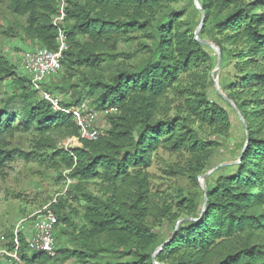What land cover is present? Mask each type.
<instances>
[{
    "label": "trees",
    "instance_id": "1",
    "mask_svg": "<svg viewBox=\"0 0 264 264\" xmlns=\"http://www.w3.org/2000/svg\"><path fill=\"white\" fill-rule=\"evenodd\" d=\"M9 1L24 23L1 35L56 51L60 29L61 68L43 87L65 108L86 101L102 133L60 148L78 137L71 116L0 52V180L19 160L71 181L47 207L56 257L30 253L20 232L22 264H264V0H197L191 12L176 9L184 0H66L58 29V0ZM230 113L243 140L210 183ZM159 151L183 158L168 165L180 185L167 196L152 193L147 173ZM14 237L0 249L12 251Z\"/></svg>",
    "mask_w": 264,
    "mask_h": 264
},
{
    "label": "rangeland",
    "instance_id": "2",
    "mask_svg": "<svg viewBox=\"0 0 264 264\" xmlns=\"http://www.w3.org/2000/svg\"><path fill=\"white\" fill-rule=\"evenodd\" d=\"M9 2V0H3L0 6V52L17 65L19 73L25 74L21 66V55L23 50L28 47H25L22 41H9L1 35V32L5 30L7 26L18 27L24 23L23 18H18L10 13L8 9ZM181 8H186L191 12L193 8L199 9V6L197 5V0H184L176 6V9ZM194 17V22L197 24L200 20V16L194 14ZM14 48H20L22 50L18 51ZM226 68L227 67L222 68L221 75H226L228 71ZM1 98L2 95L0 96V99ZM211 99L218 102L224 108L226 107L213 94L212 90ZM230 119L232 122L230 140L217 150L206 168L210 183L220 175V169L223 170L224 168H228L227 164L234 163L233 160L236 158L237 151L236 144L243 140L244 134L239 119L233 113H230ZM22 138L23 141L19 143V145L22 149L29 151L30 135H24ZM65 140L61 141L59 144L64 143ZM173 162L182 163L183 158L162 151H159L157 157H154L152 166L147 170L150 176L152 193L167 196L171 193V189H169L170 186L175 187L180 185L176 178L169 176L166 172L168 171V165ZM232 170H234V168H229L228 172ZM7 174L8 176L5 181L0 180V244H3V236L8 231H12L15 234L19 222L24 219H26V222H23L22 226L24 232L27 233L28 229L32 227L31 221L33 216L37 212L47 209L50 204L56 202V196L62 194L64 189L63 182L58 179L55 172L48 171L44 169L43 166L36 163L24 164L19 160L14 161L8 166ZM182 184H185V181ZM88 188L93 193L97 192L93 185ZM72 206L77 207L74 203H72ZM56 264L63 263L58 262Z\"/></svg>",
    "mask_w": 264,
    "mask_h": 264
},
{
    "label": "built area",
    "instance_id": "3",
    "mask_svg": "<svg viewBox=\"0 0 264 264\" xmlns=\"http://www.w3.org/2000/svg\"><path fill=\"white\" fill-rule=\"evenodd\" d=\"M65 1L58 0L57 15L53 19V24L57 29L65 18ZM65 50L64 37L59 29L58 48L56 51H49L43 48H34L25 51L21 56V66L25 74L29 77L32 90L48 103L53 111L71 116L78 129V137L66 139L64 143L58 145L60 148L68 150L73 147H80V141H95L102 133L97 125L98 114L89 107L86 101L76 107L65 108L61 105V99L57 94L47 92L43 87L49 78L57 75L59 72L61 68L60 60ZM70 185L71 181L66 178L61 195H65ZM23 222L25 223L26 219L20 221L16 228L14 234V249L12 251L0 249V262L22 264L18 254L20 246L17 235L20 232L25 234L26 247L30 253H44L50 258H55L57 255L55 232L58 223L56 216L47 209L37 212L32 218V227L28 229L27 233L24 232Z\"/></svg>",
    "mask_w": 264,
    "mask_h": 264
},
{
    "label": "crops",
    "instance_id": "4",
    "mask_svg": "<svg viewBox=\"0 0 264 264\" xmlns=\"http://www.w3.org/2000/svg\"><path fill=\"white\" fill-rule=\"evenodd\" d=\"M25 47H28V48H26V49L24 48L26 51H28V50H30V49H34V48H36V47H34L33 45H31L30 43H28L27 46H25ZM27 49H28V50H27ZM25 50H24V51H25ZM0 264H7V262H2V263L0 262Z\"/></svg>",
    "mask_w": 264,
    "mask_h": 264
},
{
    "label": "water",
    "instance_id": "5",
    "mask_svg": "<svg viewBox=\"0 0 264 264\" xmlns=\"http://www.w3.org/2000/svg\"><path fill=\"white\" fill-rule=\"evenodd\" d=\"M218 64H220V63H218Z\"/></svg>",
    "mask_w": 264,
    "mask_h": 264
}]
</instances>
